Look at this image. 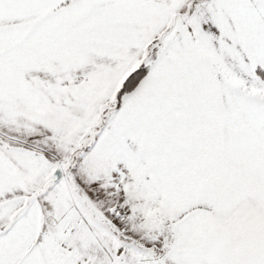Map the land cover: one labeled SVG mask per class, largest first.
<instances>
[{"label":"snow or ice","instance_id":"1","mask_svg":"<svg viewBox=\"0 0 264 264\" xmlns=\"http://www.w3.org/2000/svg\"><path fill=\"white\" fill-rule=\"evenodd\" d=\"M0 264H264V0H0Z\"/></svg>","mask_w":264,"mask_h":264}]
</instances>
